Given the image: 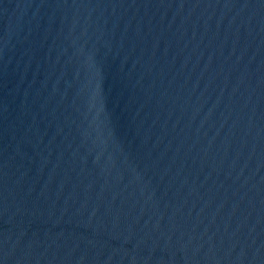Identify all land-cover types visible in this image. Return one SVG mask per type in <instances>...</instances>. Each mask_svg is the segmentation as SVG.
I'll return each mask as SVG.
<instances>
[{"label":"water","instance_id":"95a60500","mask_svg":"<svg viewBox=\"0 0 264 264\" xmlns=\"http://www.w3.org/2000/svg\"><path fill=\"white\" fill-rule=\"evenodd\" d=\"M0 264H264V0H0Z\"/></svg>","mask_w":264,"mask_h":264}]
</instances>
